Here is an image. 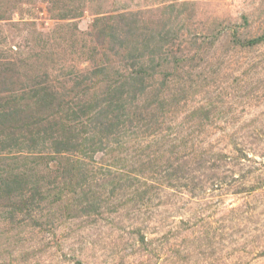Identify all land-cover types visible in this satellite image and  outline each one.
<instances>
[{"label": "rangeland", "instance_id": "obj_1", "mask_svg": "<svg viewBox=\"0 0 264 264\" xmlns=\"http://www.w3.org/2000/svg\"><path fill=\"white\" fill-rule=\"evenodd\" d=\"M0 264H264V0H0Z\"/></svg>", "mask_w": 264, "mask_h": 264}]
</instances>
